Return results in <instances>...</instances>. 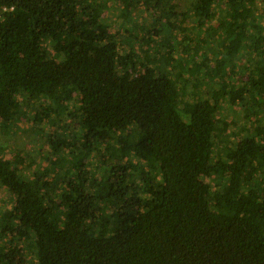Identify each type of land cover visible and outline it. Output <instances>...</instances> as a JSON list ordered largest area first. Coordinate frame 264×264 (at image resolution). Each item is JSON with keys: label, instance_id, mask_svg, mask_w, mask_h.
I'll return each instance as SVG.
<instances>
[{"label": "trees", "instance_id": "obj_1", "mask_svg": "<svg viewBox=\"0 0 264 264\" xmlns=\"http://www.w3.org/2000/svg\"><path fill=\"white\" fill-rule=\"evenodd\" d=\"M134 1L122 0L123 11ZM258 3L264 7V0H195L200 25L218 19L217 6L225 13L224 59L236 58L244 44L260 47L262 58L252 70L243 67L238 84L224 79L205 97L194 92L189 110L179 107L188 96L187 86L178 89L181 73L122 54L117 35L101 23L107 7L98 0H0V129L16 125L32 104L36 112L23 118L48 126L67 113L82 134L72 146L53 131L60 126L50 127L51 171L75 158L69 178L51 175L57 184L44 170L32 186L0 159V184L14 199L8 223L35 251L28 264H264V118L215 155L219 101L227 97L235 106L251 99L264 109ZM204 59L194 64L196 89L199 75L226 72L216 67L220 61L210 58L217 61L210 69ZM99 147L109 160L103 188L84 169V156ZM135 161L144 167L140 183ZM53 185L64 191L58 195ZM17 252L11 264H25Z\"/></svg>", "mask_w": 264, "mask_h": 264}, {"label": "rangeland", "instance_id": "obj_2", "mask_svg": "<svg viewBox=\"0 0 264 264\" xmlns=\"http://www.w3.org/2000/svg\"><path fill=\"white\" fill-rule=\"evenodd\" d=\"M98 1L107 7L101 23L108 27L109 33L117 35L116 39L122 48V54H134V56H138L139 63L145 66L150 65V63L157 65L156 68L161 69L162 73L172 72L174 75L181 73V79L177 83L178 89L181 90V87L186 88L187 86L188 91L186 90V93L188 96L181 98L180 105L182 106H179L180 109L185 104V107L192 110L196 100L194 99V92L197 96L205 97L207 91L220 88L221 80L227 79L233 85L234 83L238 84L239 78L237 76L244 72L243 67L252 70L262 58L260 47H258V51H255L248 49L247 45L244 44L236 58L224 59L227 56L221 48L226 42L219 21L224 19L225 13L221 14L222 10L219 6L215 8L218 19L210 22L204 20L200 25L194 12L195 0H162L158 7L154 6L155 0H151L149 5L144 0H138L137 3L132 2V7L125 11H123L122 0ZM258 6L260 12L253 11V19L263 25L264 21L261 22V19L264 20V7L262 3H258ZM171 24L175 27H170ZM194 49L196 50L195 53ZM50 52L53 56L56 55L53 48L50 49ZM204 57H208L210 60L208 67H215L217 61L213 62V60H218L221 65L218 63L216 67L221 66V71L226 68V72H222V78L217 76L218 73L217 75L215 73L213 77L210 76L211 79L209 77L204 79L202 74L199 75L203 79H200L201 85L196 89L194 88V64L198 65V63L203 62ZM229 68L233 71V76L227 72ZM191 69H193V76L189 72ZM204 72V70L201 71V73ZM218 104L220 105L217 117L220 121L216 133L219 144L215 147V155L221 157L223 151L232 149L245 136V127L247 129L252 126L253 122L260 121L261 116L264 118V109L260 102H254L251 99H247L242 104L230 106L226 97L224 101H219ZM26 106L28 107L27 110H22L20 112L22 116L17 117L18 123L16 125L0 129V159L8 161L11 168L32 186H35V173L40 171L41 175H45L44 170L49 173L46 174V180L57 184L58 178H51V175H56L58 172V176L62 174L69 178L67 173L70 175L73 172L70 162L71 164L74 163L75 158L73 156L64 162L63 167L51 171V162L55 158L48 139L52 130L50 127H53L54 124L60 126L57 130L55 127L53 131L57 136L66 137L72 146L80 142L82 138L81 129L79 127L72 129L75 123L72 122V118L67 117V113H64L59 121L49 122V127L46 124H35L31 119L23 118L24 114L32 116L36 112V108L32 104H26ZM73 110L74 106L69 105L68 112ZM255 113H258L256 117H254ZM224 126L227 127V130ZM113 145L116 147L115 143ZM97 150L99 151L95 152L96 154L89 153L84 156V169L89 171V181H98L96 186L99 185L103 188L109 160L102 157L100 153L102 147ZM78 158L79 160L83 159L81 155ZM143 168L142 163L133 162V178L137 183H140L139 172L143 171ZM63 187L59 190L57 185L52 186L55 191L59 192L58 195L64 191ZM97 187L95 190L102 191ZM13 202L14 199L8 190L0 184V262L11 264L14 261V250H16L17 253L23 255L28 264L31 260L36 261L35 251L31 241L21 242L14 235L16 223L14 221L8 223Z\"/></svg>", "mask_w": 264, "mask_h": 264}, {"label": "built area", "instance_id": "obj_3", "mask_svg": "<svg viewBox=\"0 0 264 264\" xmlns=\"http://www.w3.org/2000/svg\"><path fill=\"white\" fill-rule=\"evenodd\" d=\"M10 10H13V9H10ZM2 11H3V12H7L8 9H7V8H3Z\"/></svg>", "mask_w": 264, "mask_h": 264}]
</instances>
